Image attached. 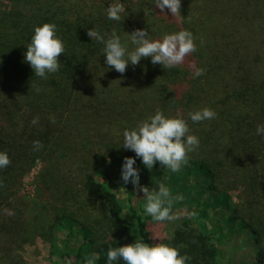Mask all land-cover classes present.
Listing matches in <instances>:
<instances>
[{"label":"trees","instance_id":"1","mask_svg":"<svg viewBox=\"0 0 264 264\" xmlns=\"http://www.w3.org/2000/svg\"><path fill=\"white\" fill-rule=\"evenodd\" d=\"M116 2L125 12L109 20L106 9ZM155 2L0 0V152L11 161L0 169V240L9 236L0 246L4 259L15 247L11 236L30 245L41 240L58 258L52 264H86L93 253L94 264H108L111 248L155 244L156 221L144 213L143 193L121 179L129 157L140 186L177 182L184 172L197 184L192 195L205 196V221L195 219V228L179 213L181 224L167 243L190 257L186 264H223L224 254L225 264H264V135L256 134L264 125V0H181L183 20L167 9L162 14ZM44 23L56 25L65 48L59 71L47 79L24 59ZM91 29L105 39L115 32L129 51L135 46L127 34L135 30L150 40L187 30L197 50L174 68L149 57L120 74L105 65L104 45L87 36ZM192 65L205 73L194 78ZM203 108L216 118L193 123L188 113ZM157 110L185 119L199 139L175 173L159 162L149 170L122 146L123 132ZM39 162L35 184L44 217L27 213L20 197L24 177ZM247 248L246 257H235Z\"/></svg>","mask_w":264,"mask_h":264},{"label":"clouds","instance_id":"2","mask_svg":"<svg viewBox=\"0 0 264 264\" xmlns=\"http://www.w3.org/2000/svg\"><path fill=\"white\" fill-rule=\"evenodd\" d=\"M155 7L163 14L165 9L173 18L183 20L181 16V0H156ZM151 11V9H150ZM125 12L122 3L116 2L106 9L109 20L119 21L121 13ZM132 45L135 47L129 51L121 43L120 37L113 32L105 39L96 30L87 31V36L91 40L104 45L103 56L105 65L114 69L120 74L126 72L129 64L137 65L144 58H151L153 65H161L163 68H174L184 63L185 58L197 50L194 37L191 32L181 30L176 33L166 34L162 39H148V32L145 30H135L127 34ZM24 55L25 62L29 64L35 76L47 79V74L56 73L60 69L58 57L64 55V44L56 36V25L44 23L34 29L31 42L26 47ZM194 78L205 73V69L196 68ZM193 123L215 119L217 113L209 108L188 113ZM51 122L55 123V118L51 117ZM39 122L35 117L31 121L33 125ZM257 135H264V125H258ZM38 150L43 147L39 141L33 142ZM122 146L125 150H131L137 158L151 170L156 162L162 168L171 172L180 171L182 165L188 163V153L199 147V139L195 135L189 134V127L183 118H166L160 110L155 115L141 121L135 129L123 132ZM135 159L126 157L121 168V179L124 184H131L143 193L146 203L144 213L157 223L174 222L179 218L178 214L172 212V197L170 190L160 184L158 190H149L139 184V173L134 168ZM11 161L6 152H0V169L10 165ZM2 187V185H0ZM175 199H181L176 197ZM194 215V213L192 214ZM172 237H169L171 239ZM95 253L86 258V264H94ZM108 264L117 260H123L124 264H186L190 257L181 255L175 247H170L165 243H155L149 245L136 241L122 247L111 248L107 251ZM71 264V261L68 262Z\"/></svg>","mask_w":264,"mask_h":264},{"label":"rangeland","instance_id":"3","mask_svg":"<svg viewBox=\"0 0 264 264\" xmlns=\"http://www.w3.org/2000/svg\"><path fill=\"white\" fill-rule=\"evenodd\" d=\"M41 169V164L36 163V165L32 168L31 172L24 177L23 186L20 190V197L23 201V206L26 208L27 213H32L34 216L44 217L43 204L44 202L40 199L41 195L37 192V187L35 184V177L39 173ZM183 169V168H182ZM184 171V170H183ZM181 179L177 182L182 184L180 190L181 199L176 201L173 198V190L177 186V182L171 180H165V182L159 183L158 185L153 184L152 186H148L149 190H158V186L163 184L166 186L171 193L172 199V212L174 214H181L188 220L189 224L193 227H197V223L195 219H199L201 221H205L204 214H207V208L204 205L203 199L205 196H193L192 188L196 187L197 184L194 183L193 177L185 178V173L180 172ZM170 178V177H169ZM192 186V187H191ZM191 188V189H190ZM199 203V204H198ZM182 208V209H181ZM188 212L194 213V215H188ZM197 221V220H196ZM181 218L179 217L174 222H163V223H151L150 229L153 234V238L156 243H168L169 237L173 235V231L176 227L180 226ZM10 240L13 244V250L11 255L7 258H3V254L0 253L2 260H0V264H52V262H58V258L53 257L50 258L48 255V247L41 240L37 239L34 245H30L28 242H25L23 238L15 239L10 237ZM6 241H9V236L5 235L0 240V246L4 247L6 245ZM28 243V244H27ZM221 248H229L228 245H223ZM250 249H244L242 251H238L234 253L236 258H244L249 254ZM2 254V255H1ZM0 257V259H1ZM11 258V261H10ZM227 255H222V259L220 263L224 262L227 259Z\"/></svg>","mask_w":264,"mask_h":264}]
</instances>
